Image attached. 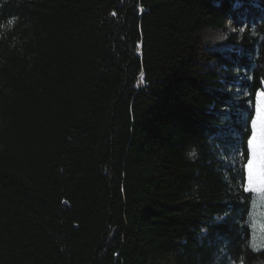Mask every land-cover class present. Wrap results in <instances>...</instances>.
Masks as SVG:
<instances>
[{
    "label": "trees",
    "instance_id": "16d2710c",
    "mask_svg": "<svg viewBox=\"0 0 264 264\" xmlns=\"http://www.w3.org/2000/svg\"><path fill=\"white\" fill-rule=\"evenodd\" d=\"M259 91L264 0H0V264H264Z\"/></svg>",
    "mask_w": 264,
    "mask_h": 264
},
{
    "label": "rangeland",
    "instance_id": "374dc122",
    "mask_svg": "<svg viewBox=\"0 0 264 264\" xmlns=\"http://www.w3.org/2000/svg\"><path fill=\"white\" fill-rule=\"evenodd\" d=\"M205 40L212 49L230 48L226 42V35L219 29L207 28ZM255 112L257 117L258 108L264 107V92L259 91L257 95ZM252 124V123H251ZM247 185V182H246ZM247 191H253L246 186ZM254 199L249 208L248 222L251 226V246L256 250H264V192L253 191Z\"/></svg>",
    "mask_w": 264,
    "mask_h": 264
},
{
    "label": "snow or ice",
    "instance_id": "6c2138e0",
    "mask_svg": "<svg viewBox=\"0 0 264 264\" xmlns=\"http://www.w3.org/2000/svg\"><path fill=\"white\" fill-rule=\"evenodd\" d=\"M247 143L249 155L245 168L248 188L264 192V107L257 110Z\"/></svg>",
    "mask_w": 264,
    "mask_h": 264
}]
</instances>
